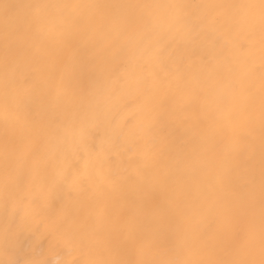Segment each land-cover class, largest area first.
<instances>
[{
    "label": "snow or ice",
    "instance_id": "snow-or-ice-1",
    "mask_svg": "<svg viewBox=\"0 0 264 264\" xmlns=\"http://www.w3.org/2000/svg\"><path fill=\"white\" fill-rule=\"evenodd\" d=\"M0 264H264V0H0Z\"/></svg>",
    "mask_w": 264,
    "mask_h": 264
}]
</instances>
